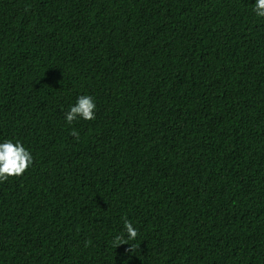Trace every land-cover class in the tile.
I'll use <instances>...</instances> for the list:
<instances>
[{"label":"trees","instance_id":"16d2710c","mask_svg":"<svg viewBox=\"0 0 264 264\" xmlns=\"http://www.w3.org/2000/svg\"><path fill=\"white\" fill-rule=\"evenodd\" d=\"M255 2L0 0V143L33 157L0 182V264H264Z\"/></svg>","mask_w":264,"mask_h":264},{"label":"clouds","instance_id":"9594fccd","mask_svg":"<svg viewBox=\"0 0 264 264\" xmlns=\"http://www.w3.org/2000/svg\"><path fill=\"white\" fill-rule=\"evenodd\" d=\"M253 12L257 17L264 18V0H256ZM96 104L91 96L81 95L76 104L71 106L66 113V121L71 124L78 118L84 120L95 119ZM71 135L79 139V134L73 130ZM33 163V157L28 149H26L20 142L13 143L12 141H5L0 143V182L6 181L9 177L22 175ZM124 234L116 235L112 240V246L117 248L121 245H128L125 249L124 255L127 257L125 262H128L132 256H137L140 249L136 244L131 243L135 241L138 236L137 229L132 222L125 219Z\"/></svg>","mask_w":264,"mask_h":264}]
</instances>
